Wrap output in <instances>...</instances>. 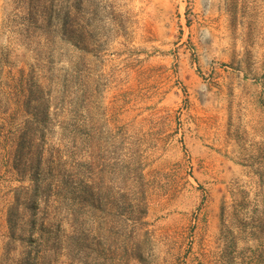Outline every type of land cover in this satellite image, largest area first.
<instances>
[{
  "label": "rangeland",
  "instance_id": "obj_1",
  "mask_svg": "<svg viewBox=\"0 0 264 264\" xmlns=\"http://www.w3.org/2000/svg\"><path fill=\"white\" fill-rule=\"evenodd\" d=\"M0 264H264V0H0Z\"/></svg>",
  "mask_w": 264,
  "mask_h": 264
}]
</instances>
